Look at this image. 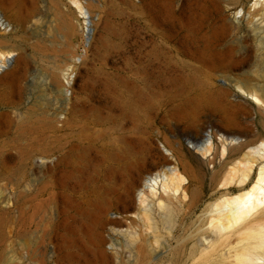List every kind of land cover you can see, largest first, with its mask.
Instances as JSON below:
<instances>
[{
    "label": "rangeland",
    "instance_id": "obj_1",
    "mask_svg": "<svg viewBox=\"0 0 264 264\" xmlns=\"http://www.w3.org/2000/svg\"><path fill=\"white\" fill-rule=\"evenodd\" d=\"M81 1L89 15L73 13L69 0H0V43L13 50L6 72L16 66L14 81L0 86V263L209 264L199 239L216 199L213 168L194 180L202 202L180 215L173 234L153 214L157 240L147 237L139 193L171 174L176 151L191 160L203 133L223 126L211 105L173 111L212 90L230 89L229 101L241 102L233 79L264 90V12L255 0ZM225 15L233 29L212 47L232 48L241 65L211 80L199 56ZM17 16L28 22L17 25ZM245 105L250 115L238 121L261 130Z\"/></svg>",
    "mask_w": 264,
    "mask_h": 264
},
{
    "label": "bare ground",
    "instance_id": "obj_2",
    "mask_svg": "<svg viewBox=\"0 0 264 264\" xmlns=\"http://www.w3.org/2000/svg\"><path fill=\"white\" fill-rule=\"evenodd\" d=\"M71 11L80 16L89 15L81 0H69ZM251 2L252 0H246ZM257 11V9H259ZM253 9L264 12V0H255ZM4 20V17H0ZM81 22V20H79ZM28 19L17 16L15 23L24 26ZM85 34H89L90 21H85ZM6 24V27L10 26ZM234 22L227 15L222 16L220 26L207 39V50L199 59L212 71L208 77L228 79L240 67L241 61L231 59L232 48L217 51L212 47L217 40L233 29ZM264 29V28H263ZM3 39L9 38L7 35ZM87 37V36H86ZM90 42L91 39H87ZM13 50H5L0 43V86L12 83L15 79L16 66L6 70L13 64ZM20 60L17 61V63ZM64 71L67 72L65 69ZM72 72L65 75L69 94L73 85ZM233 89L241 102H230V89L212 90L207 97L190 99L173 111L175 116H182L188 109H199L204 104L216 108L221 116L222 128L210 129L203 133L199 143L194 147L197 153H190V159L179 158L183 150L177 152L178 163L170 170V175L161 179L147 181L145 188L139 193V202L144 213L148 238L159 239L158 224L153 214L160 219L162 229L169 235L176 231L180 215L185 210H192L202 202L203 195L193 191L194 180L202 183L209 167H212L211 188L216 196L204 210L206 223L200 231L199 239L201 260L209 264H264V90L251 85L249 80L233 79ZM62 88V85H59ZM70 103V99H68ZM244 101V102H243ZM251 106L260 115L262 129L254 132L238 121V116H249ZM126 107V105H125ZM79 114L76 105H70L71 118ZM193 126L198 121L192 120ZM129 145V143H126ZM72 150L77 146L72 145ZM167 152H170L167 150ZM172 158L175 155L170 152ZM64 158L58 161L62 165ZM107 215L106 211L102 212ZM111 222V221H110ZM143 252V247L139 248ZM98 253L105 257L100 248ZM1 264V263H0ZM5 264H15L9 260Z\"/></svg>",
    "mask_w": 264,
    "mask_h": 264
},
{
    "label": "water",
    "instance_id": "obj_3",
    "mask_svg": "<svg viewBox=\"0 0 264 264\" xmlns=\"http://www.w3.org/2000/svg\"><path fill=\"white\" fill-rule=\"evenodd\" d=\"M167 153V151H165Z\"/></svg>",
    "mask_w": 264,
    "mask_h": 264
}]
</instances>
